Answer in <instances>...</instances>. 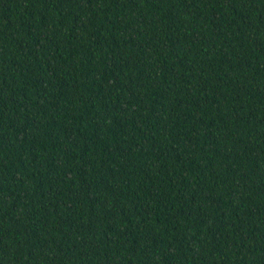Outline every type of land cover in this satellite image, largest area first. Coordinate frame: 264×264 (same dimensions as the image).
Masks as SVG:
<instances>
[{
	"label": "trees",
	"instance_id": "obj_1",
	"mask_svg": "<svg viewBox=\"0 0 264 264\" xmlns=\"http://www.w3.org/2000/svg\"><path fill=\"white\" fill-rule=\"evenodd\" d=\"M0 264H264V0H0Z\"/></svg>",
	"mask_w": 264,
	"mask_h": 264
}]
</instances>
